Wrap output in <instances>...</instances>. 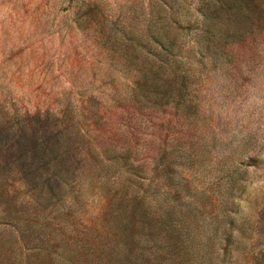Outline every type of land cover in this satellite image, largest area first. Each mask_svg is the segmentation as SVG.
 <instances>
[{"label": "rangeland", "instance_id": "rangeland-1", "mask_svg": "<svg viewBox=\"0 0 264 264\" xmlns=\"http://www.w3.org/2000/svg\"><path fill=\"white\" fill-rule=\"evenodd\" d=\"M0 264H264V0H0Z\"/></svg>", "mask_w": 264, "mask_h": 264}]
</instances>
